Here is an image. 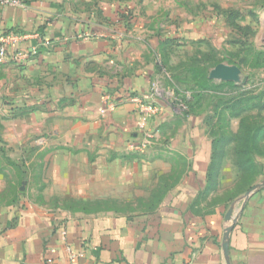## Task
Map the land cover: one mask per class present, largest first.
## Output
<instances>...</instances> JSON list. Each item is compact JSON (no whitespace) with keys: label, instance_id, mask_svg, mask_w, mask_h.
<instances>
[{"label":"rangeland","instance_id":"rangeland-1","mask_svg":"<svg viewBox=\"0 0 264 264\" xmlns=\"http://www.w3.org/2000/svg\"><path fill=\"white\" fill-rule=\"evenodd\" d=\"M64 1L91 27L84 39L110 44L104 74L152 68L159 111L141 118L132 140L108 131L55 148L45 138L17 143V128L2 125L14 117L0 110V158L23 163L17 172L0 159V206L23 202L72 218L154 214L196 151L207 165L193 205L238 210L264 180V0ZM220 63L236 65L246 83L205 86L201 77Z\"/></svg>","mask_w":264,"mask_h":264},{"label":"crops","instance_id":"crops-1","mask_svg":"<svg viewBox=\"0 0 264 264\" xmlns=\"http://www.w3.org/2000/svg\"><path fill=\"white\" fill-rule=\"evenodd\" d=\"M16 1L0 0V38L23 36L0 63V110L14 117L13 124L2 125L17 128L14 140L45 138L56 148L97 142L108 131L121 140L133 136L142 116L129 99L154 101L152 68L131 77L114 69L107 76L103 65L111 60L110 44L80 37L91 27L74 17L66 1ZM105 98L117 105L103 116ZM19 158L0 159L18 172ZM189 158L185 179L154 214L72 218L23 202L0 206V264H264V186L233 213L238 219L225 253L227 209L199 211L193 205L207 157L195 151Z\"/></svg>","mask_w":264,"mask_h":264},{"label":"built area","instance_id":"built-area-1","mask_svg":"<svg viewBox=\"0 0 264 264\" xmlns=\"http://www.w3.org/2000/svg\"><path fill=\"white\" fill-rule=\"evenodd\" d=\"M15 5L18 3V1L13 0ZM88 33V32H87ZM87 33H83L81 34L80 37L85 38L87 36H89V34ZM23 38L22 35H18V34H10L6 37H2L0 38V63L4 62L6 60V58H8V51L11 45H13L14 43L18 42L19 40H21ZM130 102L134 105L135 110L143 117V118H147V116H155L158 111H159V106L157 104L156 101H150V102H145L142 99L138 98V97H131ZM116 101L114 100H110L109 98H105L103 104L101 105V107L99 108V114L100 115H107L108 113L112 112L114 107H115ZM138 125V124H137ZM142 128V124H139L137 126V128ZM67 251L69 253V255L71 257H76L77 255L74 254L70 247H67Z\"/></svg>","mask_w":264,"mask_h":264},{"label":"water","instance_id":"water-1","mask_svg":"<svg viewBox=\"0 0 264 264\" xmlns=\"http://www.w3.org/2000/svg\"><path fill=\"white\" fill-rule=\"evenodd\" d=\"M208 79L216 83L230 82L235 85L245 84L247 81V77L242 75L241 70L236 65H228L223 63L217 64L209 71ZM263 186H264V180L261 183L257 184L252 190H250L249 193L245 195V198L248 199V197L252 193H254L257 189ZM237 219L238 216H233L232 209L231 208L228 209L225 214V220L228 221L230 224L224 230L223 247L225 253H227L229 235Z\"/></svg>","mask_w":264,"mask_h":264},{"label":"trees","instance_id":"trees-1","mask_svg":"<svg viewBox=\"0 0 264 264\" xmlns=\"http://www.w3.org/2000/svg\"><path fill=\"white\" fill-rule=\"evenodd\" d=\"M201 81L202 83L205 85V86H210V85H214L216 82L212 81V80H209L208 79V75L207 76H202L201 77ZM217 84H220L219 86H222V85H227V86H232L233 83H230V82H222V83H216L215 85ZM130 139L132 140L133 137L130 136Z\"/></svg>","mask_w":264,"mask_h":264}]
</instances>
